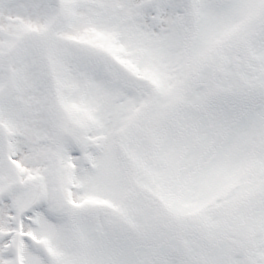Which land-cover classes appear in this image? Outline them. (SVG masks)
Returning <instances> with one entry per match:
<instances>
[{"label": "snow or ice", "instance_id": "1", "mask_svg": "<svg viewBox=\"0 0 264 264\" xmlns=\"http://www.w3.org/2000/svg\"><path fill=\"white\" fill-rule=\"evenodd\" d=\"M0 264H264V0H0Z\"/></svg>", "mask_w": 264, "mask_h": 264}]
</instances>
